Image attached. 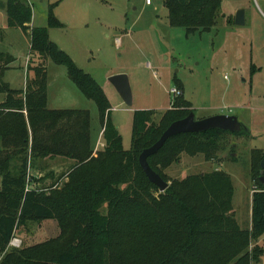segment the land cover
Masks as SVG:
<instances>
[{
	"label": "trees",
	"instance_id": "16d2710c",
	"mask_svg": "<svg viewBox=\"0 0 264 264\" xmlns=\"http://www.w3.org/2000/svg\"><path fill=\"white\" fill-rule=\"evenodd\" d=\"M162 4L169 27L184 29L186 37L208 33L223 19L221 0ZM56 5L48 8L46 27H29L32 13L25 0L0 3L7 27L23 30L32 55L24 89L13 90L3 76L15 59L0 52V253L5 255L1 264H257L264 254L252 246L264 234V186L259 178V188L251 196V227L246 230L232 210L229 175L214 170L169 180L163 174L182 155L215 160L227 136L238 134L210 130L168 139L147 159L169 184L159 193L138 158L171 123L193 112L191 104L175 98L172 109L157 122L152 110L134 112L130 149L125 151L103 90L50 41L49 29L62 28L53 13ZM226 23L233 21L228 18ZM47 59L65 67L69 80L96 105L101 150L91 147L88 111L47 109ZM54 159L71 165L55 182L53 172L39 179L53 181L48 186L29 188L30 170L42 174L47 170L44 162ZM48 220L56 222L58 236L6 252L18 231Z\"/></svg>",
	"mask_w": 264,
	"mask_h": 264
},
{
	"label": "rangeland",
	"instance_id": "374dc122",
	"mask_svg": "<svg viewBox=\"0 0 264 264\" xmlns=\"http://www.w3.org/2000/svg\"><path fill=\"white\" fill-rule=\"evenodd\" d=\"M25 1L32 13L29 27H46L48 8L57 3L53 13L62 28L49 29L50 41L103 90L125 151L130 149L133 113L152 110L157 122L180 96L191 104L195 120L216 115L236 117L246 132L228 135L225 148L215 160L182 155L163 174L169 180H180L190 174L223 171L232 181V210L238 225L243 228L250 224L251 196L259 188V170L264 161V0H252L258 13L244 26L228 25L219 19L210 32L190 37L185 36L184 29L169 27L162 0H151V5H146L145 0ZM7 2L0 0L1 4ZM227 6L224 2L221 11L226 12ZM29 47L23 30L8 28L5 10L0 9V52L15 59L5 70L3 80L13 90L24 89L28 59L32 56ZM44 65L47 109L88 111L91 147L101 150L96 105L69 80L65 67L50 59ZM117 74L128 78L132 94L129 107L108 81ZM173 88L181 95L170 94ZM2 98L0 95V101ZM44 164L47 170L42 174L30 170L29 188L55 182L71 162L54 159ZM47 172H53L55 179L39 182ZM104 210L105 207L101 212ZM58 233L55 221L31 223L16 233L6 252L43 243ZM4 256L0 253V264ZM257 264H264V254Z\"/></svg>",
	"mask_w": 264,
	"mask_h": 264
},
{
	"label": "water",
	"instance_id": "95a60500",
	"mask_svg": "<svg viewBox=\"0 0 264 264\" xmlns=\"http://www.w3.org/2000/svg\"><path fill=\"white\" fill-rule=\"evenodd\" d=\"M234 25H244V10L239 9L234 16ZM122 101L126 106L132 105V94L128 78L124 74L113 75L108 78ZM210 130H219L230 134H241L246 128L240 124L234 116L216 115L209 118L195 120L194 113H189L185 118L171 123L162 133L157 142L149 148L144 149L139 158V165L148 181L158 188L159 193L165 192L169 184L164 182L148 165L147 159L155 155L171 137L180 134H198ZM259 182L264 186V161L261 162L259 171Z\"/></svg>",
	"mask_w": 264,
	"mask_h": 264
},
{
	"label": "crops",
	"instance_id": "0c3cea01",
	"mask_svg": "<svg viewBox=\"0 0 264 264\" xmlns=\"http://www.w3.org/2000/svg\"><path fill=\"white\" fill-rule=\"evenodd\" d=\"M224 2H226V4L228 5L226 12L221 11L223 8ZM239 9L244 10V25H245V23L248 22L249 19L250 20L252 19L253 15H255V14L257 15V13H258L256 8H255L254 2L252 0H239L238 2H236L234 0H221V10L220 11H221V14L223 16L222 20H225V22H226V19L229 18L233 21L232 24H234V16H235V13ZM100 133L102 134V132H100ZM250 227H251V222H250V224L248 223L247 226L243 227L242 229L250 230ZM255 245L258 247H262V249L264 250V234L257 241H255L252 246H255Z\"/></svg>",
	"mask_w": 264,
	"mask_h": 264
},
{
	"label": "built area",
	"instance_id": "2783aa9c",
	"mask_svg": "<svg viewBox=\"0 0 264 264\" xmlns=\"http://www.w3.org/2000/svg\"><path fill=\"white\" fill-rule=\"evenodd\" d=\"M151 3H152L151 0H145V4H146V5H151ZM170 94H172L173 96H176V95H179L180 92H179L177 89L173 88V89L170 90ZM14 240H15V239H12V241H11L10 244H9L10 246H11V244H12V242H13Z\"/></svg>",
	"mask_w": 264,
	"mask_h": 264
}]
</instances>
